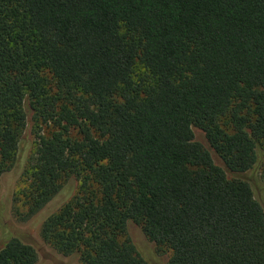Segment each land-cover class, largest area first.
Listing matches in <instances>:
<instances>
[{"label": "trees", "instance_id": "16d2710c", "mask_svg": "<svg viewBox=\"0 0 264 264\" xmlns=\"http://www.w3.org/2000/svg\"><path fill=\"white\" fill-rule=\"evenodd\" d=\"M27 109L51 130L15 212L51 254L264 264V208L237 176L264 143V0H0V182ZM39 259L16 230L0 248V264Z\"/></svg>", "mask_w": 264, "mask_h": 264}, {"label": "rangeland", "instance_id": "374dc122", "mask_svg": "<svg viewBox=\"0 0 264 264\" xmlns=\"http://www.w3.org/2000/svg\"><path fill=\"white\" fill-rule=\"evenodd\" d=\"M26 111V126L21 138L22 143L20 145L18 161L15 167L2 177L0 182V248L12 236V232L16 230L20 232L25 239L36 244L40 257L39 264H78L77 261L51 254L48 248H44L43 245L39 244L40 239L38 240L37 238V218L35 220L30 219L27 222L18 220V214L23 212V208L18 206L16 202L14 203L13 197L16 192H19L26 184V177L22 175L26 166V159L31 154V151L38 141V137L51 130L50 125L44 124L38 120L33 114V111L28 109ZM194 133L195 138L205 144L203 134L197 129H194ZM256 152V163L251 169L237 176L246 179L251 184L256 199L264 208V143L257 146ZM213 158L217 164L221 165V161L217 156L213 155ZM77 188L78 182L74 179H70L53 198L51 207L60 204L74 195L77 192ZM15 209L19 211V213L15 212ZM45 212L47 211L45 210ZM130 233L135 241L141 243L139 230L136 226L130 225Z\"/></svg>", "mask_w": 264, "mask_h": 264}]
</instances>
